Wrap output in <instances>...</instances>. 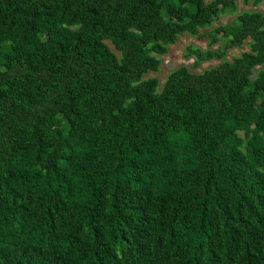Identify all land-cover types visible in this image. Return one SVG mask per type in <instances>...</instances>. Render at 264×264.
<instances>
[{"label": "trees", "instance_id": "obj_1", "mask_svg": "<svg viewBox=\"0 0 264 264\" xmlns=\"http://www.w3.org/2000/svg\"><path fill=\"white\" fill-rule=\"evenodd\" d=\"M238 1L0 0V264H264V14ZM185 34L221 63L160 89Z\"/></svg>", "mask_w": 264, "mask_h": 264}, {"label": "rangeland", "instance_id": "obj_2", "mask_svg": "<svg viewBox=\"0 0 264 264\" xmlns=\"http://www.w3.org/2000/svg\"><path fill=\"white\" fill-rule=\"evenodd\" d=\"M206 1L209 2L211 0ZM245 11H258L264 14V2L259 7L255 8L252 4L245 5L242 1L239 0L237 14H240ZM234 17L235 15L231 14L221 16V19L215 22L211 28L207 29V31L215 29L220 25H226L230 23ZM220 45L221 44L218 43L214 45L211 49L217 50ZM189 46H194L195 48H200L204 51L209 48L207 39H199L189 34H185L184 36L179 37L175 45L170 46L169 53L167 55L160 56V59L162 61L160 71L158 73H150L145 78H157L160 81V89H162L169 73L182 66L189 68L191 72L202 73L205 70H208L221 63L220 60H211L204 62L200 68L193 69L192 65L194 64V60L186 58V51ZM247 48V45H245L242 49L228 50L225 60L232 61L235 57L240 56L242 52L247 51Z\"/></svg>", "mask_w": 264, "mask_h": 264}]
</instances>
